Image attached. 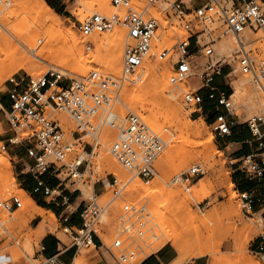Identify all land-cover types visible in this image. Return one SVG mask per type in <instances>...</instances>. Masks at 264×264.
<instances>
[{
	"label": "built area",
	"instance_id": "2783aa9c",
	"mask_svg": "<svg viewBox=\"0 0 264 264\" xmlns=\"http://www.w3.org/2000/svg\"><path fill=\"white\" fill-rule=\"evenodd\" d=\"M70 1V0H65ZM112 0L115 12L112 14L94 13L79 22L78 30L84 36L95 32L111 30L121 25L127 30L128 44L123 57V77L114 78L109 74L92 71L83 77H72L63 69L49 70L37 79L28 82L12 77L9 79L11 89L7 92L10 107H6L0 99V116H4L17 131V138L10 139L12 145L21 144L29 158L34 160L30 169L36 184L34 192H44L53 201L63 194V189L77 193L76 199L83 195L78 187L87 174L92 173V159L102 146L101 135L106 125L115 126V114L111 111L112 102L120 99L123 83L142 81L144 63L156 42L163 41V35L173 29L174 21L180 24L183 35L170 48H164L158 54L159 59L170 58L172 75L170 82L177 84L188 81L194 76L201 82V88L209 89L208 98L217 100L219 106L230 111L231 96L219 93L213 86L217 76L223 71V58L217 55L214 46L222 38L224 32H231L239 37L236 60L241 72L252 75L264 93V57L258 58L252 50H248L241 36L246 31L262 32L264 36V0ZM10 0H0V11L9 6ZM160 4L161 16L151 14L150 10ZM4 27L0 22V31ZM178 35V34H177ZM90 87H95L93 92ZM200 88V89H201ZM196 91L184 94V103L191 115L204 117V97ZM51 110L67 112L76 124L73 142L65 139V131L60 121L53 119ZM212 125L218 137L224 138L232 134V123L227 116L214 118ZM263 118H254L249 122L250 130L255 138L257 150L237 160V169L243 180L255 185L239 190L238 194L243 207L253 210L256 204L264 206V132L261 126ZM27 136L19 140V131ZM82 147L88 156L84 159L77 156L72 161L68 158L77 147ZM3 150H7L3 145ZM165 148L164 140L149 127L137 114L130 112L127 116V127L121 130L120 136L111 148V155L134 177L149 183L158 172L156 162ZM52 169L60 180L58 188L46 184L43 175ZM205 173L204 167L196 165L176 182L182 181L189 192L195 179ZM92 178L90 177L89 180ZM99 183V182H98ZM94 193L89 200H84L79 212L82 220L79 227L66 226L64 231L72 235L73 247L81 246L96 249L104 247L97 227L107 209L108 204H100L99 196ZM104 185V182H101ZM118 180L115 178L114 185ZM114 196H119L115 191ZM64 205H69L71 198H64ZM23 202L14 197L11 201H0V210L13 212ZM78 212V211H77ZM151 214L147 202L126 203L119 216L117 235L112 247L107 250L115 263L143 264L148 258L141 259L146 251L160 239L152 225ZM101 245L97 248L98 243ZM261 243L252 252L264 263V234ZM59 242L60 239L57 238ZM99 242V243H100ZM42 264H66L58 256L46 258Z\"/></svg>",
	"mask_w": 264,
	"mask_h": 264
},
{
	"label": "rangeland",
	"instance_id": "374dc122",
	"mask_svg": "<svg viewBox=\"0 0 264 264\" xmlns=\"http://www.w3.org/2000/svg\"><path fill=\"white\" fill-rule=\"evenodd\" d=\"M10 1L11 4L3 7L0 11V22L4 27V29L0 31V44L3 42V38L7 33L5 28L8 29V24H10V27H15V29L17 28L18 30L21 28V31H23L26 36H29L32 32L34 33L36 30V27L32 25L31 22L25 21V16L30 11L27 3H25L24 0ZM132 1L134 4H139L137 0ZM46 2L52 8L53 6L50 2L58 8L53 9L63 16L66 26L65 28L77 33L80 40L82 56L74 58L71 54L62 53L60 50V48L62 49V45L60 44L62 42L60 39L56 36H50L55 54L50 59L37 60L38 71L36 70L37 73L35 76L30 75L23 70H13L11 71L12 74L10 72L7 73V76H5L6 79L0 80V99L3 96H7L8 90L11 89L9 82L10 78L17 77V79L20 78L25 80V82H28L30 78L37 79L42 77L52 69H63L69 72L72 77H83L92 71H100L109 74L114 78L121 79L123 73L111 70L104 61L93 62L91 63L92 67L90 69L80 71V64L91 62L98 51L96 38L93 35L84 36L79 32V22L84 21L94 13L106 15L112 14L116 11L112 5V0L111 7L107 10L99 8L94 3V0H46ZM15 9L16 11L21 12L18 17H13V19L8 18L10 13ZM160 9V4H157L151 8L150 12L152 15L160 17ZM172 26L173 29L168 30L163 35L164 38L162 42L154 43L153 49L147 57V60L150 59L147 61V64L159 63L161 65L159 73L161 71L168 72L169 82L172 75L173 61L170 58L161 60L159 59L158 54L164 48H170L175 45L179 39V34L183 35V31L177 21H174ZM115 28L121 30L125 36V49L129 42L127 40V30L123 26L116 25L111 30L96 33L100 36H104L111 33ZM224 31L225 30H222V33L224 34L214 48L216 49L217 55H219L220 58H223V71L226 72L227 78L221 77L218 81L223 84L227 82V85L223 86L230 88L232 90L230 96H233L230 99V111L225 107H221L220 113L224 114L225 112L229 121L232 123V127L245 126L250 131L248 124L251 120L254 118H263L264 120V108L260 104V101L251 102L249 99H251L252 96H258L259 100L261 97L264 99V94L261 91L262 89L259 88L260 86H258L259 84L257 80L252 75L241 72L235 55L236 50L238 49V46L235 44L236 42L232 47V52H234L231 56L220 47L223 40H227L229 37H235L232 36L233 34L231 32L225 33ZM44 34L45 32L43 33L42 31V34L39 37L40 41H38L40 43L36 41V46L39 51H41L50 40L49 36L46 34L44 36ZM165 36H167L168 39H165ZM241 38L246 42L248 50H252L258 58L264 57V36L262 32L258 33L255 37L256 39L251 36V38H249L250 41H246L244 36H241ZM54 42H56V45H54ZM145 68L142 81L133 83L130 80H126L120 91V99L112 102L111 111L115 114V126H104L101 135L102 146L98 150L97 155L92 159V173L87 174L84 180L80 181L78 184L83 195L76 206H78L81 201L83 202L84 200L87 201L90 199V196L94 193V186L96 183L99 182L97 184L99 187H102L103 185L101 182H104L106 185L103 191L99 192L96 190L97 195L100 197L98 200L100 204H108L107 209L101 218L100 225L97 227L98 235L100 234L99 236L105 246L100 249H96L93 246L86 247L84 245L80 248L73 247L72 235L64 231V228L67 226L65 217L60 219L57 215L56 218H53L48 211L40 212L34 209L32 212L33 217L31 218V216H28L26 222H24V220H21L24 209L23 203L21 208L14 209L13 212L0 210V221L4 220L5 217L7 218L2 224H0V264L45 263L46 258L40 256L41 240L44 235H38L39 233L37 232L39 224L43 221H47L50 225V230L47 234H52L60 239L61 243L66 247L75 249L77 253L76 256L88 251L86 264H101L100 261H96L97 258H99L100 253L104 255V262H107L106 264H113L115 261L111 256V252L107 250V248L110 249L112 247L117 235L119 216L126 203L137 202L148 203L152 225H156V229L159 231L158 233H161L159 235L157 230L154 229L156 234L161 237L151 249L146 251V255L141 257L142 260L148 256L151 257L164 247L172 250L176 256H179V252L176 250L177 248L172 241L168 240V237L165 236L164 233L168 236H170V234L173 236H181V239L184 238V234L188 233L185 241L189 244L186 251L187 262L189 263L196 261L197 264H264L259 256L252 252L255 248V244L261 238L262 234H264L263 212H255V210H247L243 207L238 194L239 187L234 183L233 170L237 169L236 164L238 161L231 159L227 154V151L223 150L221 147L219 140L220 137L215 133L210 118L205 119L199 115H191V112L187 110L186 104L184 103V94L186 92L196 91L201 88L202 85L199 78L194 76L188 81L179 82L177 84L170 82L171 88L168 91L167 97L171 101L179 102V105L183 110L179 116L180 119L189 118L195 122L198 121L199 123L197 122V124L200 126L202 125V121H205L206 126L202 125V129L206 133L205 138H208L209 135H213L216 144V149L212 153L209 154L207 152L209 155H206V153L204 154V148L198 144L199 141L202 142L203 139L193 141V138L190 139L188 134L182 132L177 126H175L179 117L171 119H166L164 116L161 117L160 122L162 121L163 125L165 122V125H162L163 127L161 130H158V132L155 127L156 124L154 125L148 121V113L146 110L133 107V105L131 107L129 105V90L137 88L139 85H146L151 81L152 76ZM95 90V87L89 88L90 92ZM205 90L207 89H200V93L204 99L207 98L205 94H203ZM252 90L256 92L254 93ZM125 103H127V105ZM130 112L139 115L151 129L157 131L156 133L165 142L164 151L156 162L158 174L149 183L138 177H134L111 155L110 150L105 146V143H108V145L110 143L109 148H111L112 144L118 140L121 130L127 127V116ZM62 113L67 112L60 110L50 111L51 117L60 121V124L65 131V139L69 142H73L72 134L76 130V124L72 118L70 122L62 121L59 116ZM261 130L264 132V124L261 126ZM18 136L19 140H22L27 136V133L21 130L19 131ZM15 138H17V131H15V128L12 127L4 116H0V156L9 159L16 183V186H14L9 193L0 192V201L3 202L11 201L14 197H18L24 202L23 197L17 192L18 187L23 188L21 181L25 175H22L21 172L27 169V166L25 165H28L29 157L26 149L21 144H11L10 139ZM3 145L6 146L7 150H3ZM172 148L176 150L175 153L177 155L172 162L166 165L164 172L162 173L159 168L160 161L163 157L167 156ZM104 151L105 153L109 152L111 157L115 159L123 169L121 176L115 171L112 172L103 164L102 160ZM77 156L84 159L88 158L83 152L81 146L74 149V152L68 158V161H72ZM196 165L204 167L205 173L195 179V183L188 192L186 190V185L181 180L176 182V179L177 177H182ZM90 177L92 178L91 180H89ZM115 178L118 180V183L116 186H113ZM140 180L141 183L143 182L142 185L147 187L153 186L157 184V182H160L161 186L158 188V192L153 196L140 195L131 190L132 186L139 185ZM231 183L234 184L233 188L231 187ZM115 191H119V196H114ZM73 203L74 202L71 204ZM70 209L73 210L74 207H71ZM97 241L100 242L99 239ZM100 245L101 242L98 243L97 248ZM82 250L83 252L81 253ZM97 250H99L100 253H98ZM198 251H204L206 252V255L204 257H194V253ZM93 256L94 258L92 259Z\"/></svg>",
	"mask_w": 264,
	"mask_h": 264
},
{
	"label": "bare ground",
	"instance_id": "6f19581e",
	"mask_svg": "<svg viewBox=\"0 0 264 264\" xmlns=\"http://www.w3.org/2000/svg\"><path fill=\"white\" fill-rule=\"evenodd\" d=\"M24 1H25V3H27V5L30 8L29 13H27L25 16V21L31 22V24L36 27L37 31L35 30L34 33L32 32V34H30L29 36H26L25 33H23V31H21V28H20V30H18L17 28L15 29V27H10V24H8L10 28L9 27H8V29L5 28L6 32L8 34L6 33L5 37L3 38V42H1V44H0V80L6 79L5 76H7V73H9V72L11 73V71H13V70H19V71L23 70V71L28 72L30 75L35 76L37 73L36 70L38 68V61L42 60V59H50L55 54V51L53 50V44H52V40H51L50 36H56L58 39H60V41L62 42V43H60L62 45L61 46L62 49L60 48L62 53L71 54L74 58H77L78 56H82L81 50H80L79 37L75 31L68 30L65 28L66 27L65 21H64V18L61 14L57 13L46 2V0H24ZM94 3L99 8H101L103 10H107L108 8L111 7V0H94ZM19 13H21V12H18L15 9L14 11H12L10 13L8 18L13 19V17H18ZM6 17H7V15H6ZM42 31H43V33L45 32V34L49 36L50 40L46 43L45 47L42 48L41 51H39L37 46H36V41L37 42L40 41L39 37L41 36ZM45 34H44V36H45ZM92 35L96 38V46H97L98 52H97L96 56L93 57L91 62L86 63V64L85 63L80 64V71L90 69L92 67L91 63H93V62H96V61L97 62H99V61L103 62L104 61L111 70L118 72V73H123V57H124V51L123 50H125L124 49L125 36L121 32V30H119L118 28H115L111 33L106 34L104 36H100L96 32H95V34L93 33ZM257 35H258V33H256V32L246 31L242 36H244V39L246 41H250L249 38H251V36H253V38L256 39L255 37ZM232 36H235L234 37L235 39L233 37H229V39L223 40L220 44V47L225 52H227V54L229 56H231L232 53L234 52V51L232 52V47H233L234 43L236 42L235 44L237 46L239 44V37L236 36L235 34H233ZM165 39H168V37L165 36ZM38 43H40V42H38ZM55 43L56 42H54V45H56ZM165 44H166V42H165ZM263 52H264V50H263ZM75 60L78 61L77 59H75ZM148 60H150V59H148ZM148 60L146 59V61L144 63V68L146 66V68H145L146 71H148V73L151 74V76H152L151 81L149 83H147L146 85H144V84L139 85L137 88H133V89L129 90V93H130L129 105L131 107L133 105V107L146 110V112L148 113V115H147L148 121L154 125L156 124L155 127L157 128L156 130L158 131V130H161V128L165 125V122H164V125H163L162 121H161L162 123L160 122L161 117L164 116L166 119L179 117L181 115V113L183 112V110H182L181 106L179 105L178 101H171L167 97L168 91L171 88L170 82H169L168 72H162L161 71L162 73L161 72L159 73L161 65L159 63H153V64L148 63L147 64ZM59 61H60V59H59ZM156 62H158V61H156ZM149 79H150V77H149ZM254 89H256V88H254ZM258 91H259V89H258ZM260 96H262V95H260ZM231 98H232V96H231ZM249 100L251 102H257V101L259 102L260 101V104L264 108V99H262V97L259 100L258 96H254V97L252 96L251 99H249ZM125 104L127 105V103H125ZM252 104H254V103H252ZM251 106H254V105H251ZM254 110H256V109H254ZM261 110H262V108H261ZM59 116H60L61 120L64 122H70L71 121V117L68 113H62ZM197 122H195L189 118L180 119V117H179V120L176 121L175 126H177L182 132H185L186 134H188L190 139L193 138L194 139L193 141H195V140L197 141L198 139H200V140L203 139L202 142H200L198 140L199 141L198 144H200V146L202 148H204V150H205L204 154L205 153H206V155L208 153L210 154L216 149L214 137H213V135H209L208 138L207 137L205 138L206 133L202 129L203 128L202 125L206 126V123H205V121H202V125L200 126L199 124H197ZM154 131H155V129H154ZM157 131H155V132H157ZM109 145H110V143H109ZM109 145H108V143H105V146L108 150H110ZM175 152H176V150L174 148H172L169 151V153L167 154V156L162 158V160L160 161V165L158 164L160 171L162 173L164 172L166 165H168L170 162H172L173 159L176 157L177 154ZM188 156H189V154H188ZM102 162L112 172L115 171L119 176L122 175L123 169L120 167V165L117 163V161L111 157L109 152L108 153H105V151L103 152ZM142 183L140 180L139 185L132 186V189H131L132 192L134 191L136 193H139L140 195H146V196L152 195L153 196L155 193L158 192V188L161 186L160 182H157V184H155L153 186H148V187L142 185ZM15 184H16L15 178H14L12 169L10 167L9 159L7 157L0 156V192L9 193L10 191H12L13 187L16 186ZM231 187L232 188L234 187L233 183H231ZM17 193H19L23 197V200H24V202H23L24 203L23 216L21 217V220H24V222H26V219L28 216H31V218H32L33 217L32 212L34 209L37 211H40V212H44V210H42L41 208H39L36 205V203L34 202L32 197L23 188L18 187ZM50 214L52 215L53 218H55V216L51 212H50ZM6 219L7 218L5 217L4 220L0 221V224H2ZM49 230H50L49 223L47 221H43L39 224V226L37 228V232L39 234L37 232L36 233L38 235H40V234L46 235V233ZM155 230H157V229H155ZM158 232L159 231L157 230V233ZM164 234H165V236L168 237L169 241L173 242L174 246L177 248V249L176 248L175 249L179 252V258L176 261V264H186L187 263L186 251L189 247V244L185 241V238H186V235H188V233L184 234L183 239H181V236H177V235L173 236L171 234H170V236H168V235H166V233H164ZM82 252H83V250L81 251V253ZM87 253H88V251L76 256V258L73 260L72 264H86V262H87L86 260L88 258ZM205 255H206V252H204V251H198V252L194 253V257H204Z\"/></svg>",
	"mask_w": 264,
	"mask_h": 264
},
{
	"label": "crops",
	"instance_id": "0c3cea01",
	"mask_svg": "<svg viewBox=\"0 0 264 264\" xmlns=\"http://www.w3.org/2000/svg\"><path fill=\"white\" fill-rule=\"evenodd\" d=\"M55 6V5H54ZM55 9H58L55 6ZM227 78L226 72L222 71V74L217 76L212 84V86L221 94H224L225 96L229 97L231 95V89L226 88L223 85H227V82L225 84L218 81L219 78ZM205 96L207 97L204 99L203 104V110H204V118H210V120H213L214 118L218 116H227L224 112V114L220 113V108H224L223 106H219L217 100H210L208 98L209 89L205 90L203 92ZM233 96V95H232ZM4 105L6 107H10V100L7 96H3L1 98ZM220 145L223 148V150L227 151V154L230 156L233 160H239L244 156H249L253 154L257 150V144L254 142L255 138L251 132L249 131L245 126H236L232 127V134L229 136H226L224 138H219ZM29 163L27 166V169L23 170L21 172L23 176V180L21 181V185L23 189L32 197L36 205L41 208L44 211L51 212L55 218L58 215L60 219H63L65 217V221L67 222V226L70 227H79L81 225V218L79 215V212L82 208L83 202L81 201L78 206H76L80 200L81 197L76 199L77 193L73 194V192L68 189H63V194L58 198V200L53 201L52 197H48L44 194V192L40 191L35 193L34 188L36 186L32 174L30 173L31 167L34 165V160L29 158ZM234 173V183L236 186H238L239 190H246L253 185H255L254 182L243 180L242 174L238 171V169L233 170ZM43 179L46 182L48 186L55 189L60 186V180L57 178L53 172L52 169H49L44 175ZM27 186V188L25 187ZM102 185V184H101ZM105 183L102 185V187L96 186L95 190H98L99 192L103 191L105 188ZM71 198V201L69 202V205H64V198ZM74 202L73 204H71ZM74 207L73 210L70 208ZM255 212H263L262 217L264 218V206L260 204H256L253 208V211ZM78 211V212H77ZM262 219V218H261ZM263 220V219H262ZM262 239L260 238L257 243L255 244V247L260 244ZM97 243H99L96 240ZM98 253L99 250H97ZM76 251L75 249H72L71 247H66L61 242L57 240V237L53 236L52 234H47L42 237L41 240V249H40V256H43L44 258H51L54 256H58L59 259L66 263L71 264L73 260L76 258ZM94 256L92 257V259ZM179 256H176L174 252L166 247L162 248L157 253L153 254L151 257H149L143 264H176V261L178 260ZM104 255L99 254V258H97L96 261H100L101 264H106L107 262H104ZM186 264H197V262Z\"/></svg>",
	"mask_w": 264,
	"mask_h": 264
},
{
	"label": "trees",
	"instance_id": "16d2710c",
	"mask_svg": "<svg viewBox=\"0 0 264 264\" xmlns=\"http://www.w3.org/2000/svg\"><path fill=\"white\" fill-rule=\"evenodd\" d=\"M50 4L53 6V8H55V6L50 2ZM60 12V11H59ZM25 187L27 188V186L25 185Z\"/></svg>",
	"mask_w": 264,
	"mask_h": 264
}]
</instances>
